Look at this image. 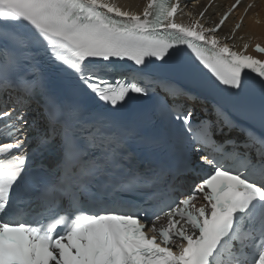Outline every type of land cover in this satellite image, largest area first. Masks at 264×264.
<instances>
[{
    "label": "snow or ice",
    "instance_id": "6c2138e0",
    "mask_svg": "<svg viewBox=\"0 0 264 264\" xmlns=\"http://www.w3.org/2000/svg\"><path fill=\"white\" fill-rule=\"evenodd\" d=\"M241 5L0 0V264H264L254 4L221 34Z\"/></svg>",
    "mask_w": 264,
    "mask_h": 264
},
{
    "label": "bare ground",
    "instance_id": "6f19581e",
    "mask_svg": "<svg viewBox=\"0 0 264 264\" xmlns=\"http://www.w3.org/2000/svg\"><path fill=\"white\" fill-rule=\"evenodd\" d=\"M219 4L213 8H211L209 10L208 15L211 18H214L215 20H218V13L223 11L224 5L228 0H218ZM119 2L125 6H131L134 9L137 7L142 8L143 4L145 3V0H119ZM209 2V0H200L198 3H195V8L192 7V4L190 6V9L192 11L198 12L205 4H207ZM259 15H260V19H259V24L258 23H254L251 19L247 20V24L246 26L242 27L239 32L237 33L236 37L237 39L234 41V43L236 45H238L239 47H242L244 42H248V41H260V42H264V2H261L259 5V9H258ZM236 21H233L232 19H230L226 26L223 28V33H227L229 32ZM241 37H243V39H241Z\"/></svg>",
    "mask_w": 264,
    "mask_h": 264
}]
</instances>
